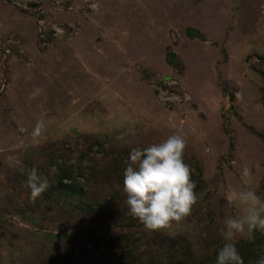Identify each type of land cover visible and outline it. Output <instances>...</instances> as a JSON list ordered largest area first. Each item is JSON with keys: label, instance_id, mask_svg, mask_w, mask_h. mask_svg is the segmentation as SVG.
Returning a JSON list of instances; mask_svg holds the SVG:
<instances>
[{"label": "rangeland", "instance_id": "374dc122", "mask_svg": "<svg viewBox=\"0 0 264 264\" xmlns=\"http://www.w3.org/2000/svg\"><path fill=\"white\" fill-rule=\"evenodd\" d=\"M174 133L199 200L148 231L124 161ZM246 186L264 198V0H0V264H215ZM235 243L264 264V233Z\"/></svg>", "mask_w": 264, "mask_h": 264}, {"label": "clouds", "instance_id": "9594fccd", "mask_svg": "<svg viewBox=\"0 0 264 264\" xmlns=\"http://www.w3.org/2000/svg\"><path fill=\"white\" fill-rule=\"evenodd\" d=\"M45 129L46 123L38 120L33 137H39ZM187 146L186 137L174 133L143 148H131L124 161L123 191L129 215L148 231L170 230L174 224H181L192 215L198 203L193 169L185 160ZM249 175L245 167L242 172L245 185H248ZM28 186L34 200L46 190L47 182H41L33 173ZM227 201L239 208L222 222L223 242L217 250L215 264H243L235 242L237 237H250L256 231L264 233V198L254 188L246 186L234 190Z\"/></svg>", "mask_w": 264, "mask_h": 264}, {"label": "trees", "instance_id": "16d2710c", "mask_svg": "<svg viewBox=\"0 0 264 264\" xmlns=\"http://www.w3.org/2000/svg\"><path fill=\"white\" fill-rule=\"evenodd\" d=\"M69 189H72V187H70Z\"/></svg>", "mask_w": 264, "mask_h": 264}]
</instances>
